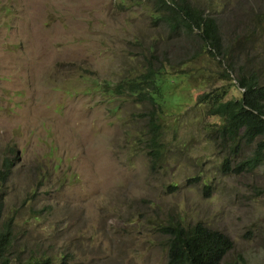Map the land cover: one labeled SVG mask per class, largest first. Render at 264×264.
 <instances>
[{
	"label": "rangeland",
	"instance_id": "374dc122",
	"mask_svg": "<svg viewBox=\"0 0 264 264\" xmlns=\"http://www.w3.org/2000/svg\"><path fill=\"white\" fill-rule=\"evenodd\" d=\"M191 2L216 19L228 53L263 83L264 23L251 22L264 0ZM185 47L154 28L145 9L122 11L116 0H0V166L13 162L0 186L3 221L12 220L9 264H165L160 227L171 219L226 234L233 249L221 264H264V162L224 175L207 136L219 120L197 103L220 87L228 98L241 90L218 79L217 61ZM183 58L168 69L176 80L160 113L165 151L152 170L141 140L150 106L115 99L94 82Z\"/></svg>",
	"mask_w": 264,
	"mask_h": 264
},
{
	"label": "trees",
	"instance_id": "16d2710c",
	"mask_svg": "<svg viewBox=\"0 0 264 264\" xmlns=\"http://www.w3.org/2000/svg\"><path fill=\"white\" fill-rule=\"evenodd\" d=\"M116 6L126 12H133L135 8L145 9L154 28L185 40L183 49L186 55L194 47L217 61L221 67L218 79L231 82V87L236 85L241 91L239 98H228V91L220 87L198 97L197 103L205 107L206 116L219 120L209 125L208 140L222 158L224 175L239 176L260 166L264 162V82L261 83L253 71L245 72L247 62L240 65L228 53L229 45L224 41L216 19L196 7L191 0H116ZM251 23H264V8L254 13ZM253 30L256 31V27ZM146 52L154 56L155 49L148 46ZM184 60L160 63L148 60L141 71L127 72L114 82H94L95 89L115 99L150 106L151 109L144 113L146 131L141 140L152 170L160 169L159 162L165 151L160 113L167 103L164 97L171 99L165 93L170 84L168 81L176 80L168 69ZM245 147H252L253 151L239 159ZM12 170L13 162L4 159L0 166V186L7 182ZM257 195L264 203V192ZM4 198L5 195L0 193V264H9L12 220L3 221ZM166 224L160 227L168 237L165 264H221L233 249V242L226 234L200 222L186 226L177 219H171ZM27 264H51V261L42 257Z\"/></svg>",
	"mask_w": 264,
	"mask_h": 264
}]
</instances>
